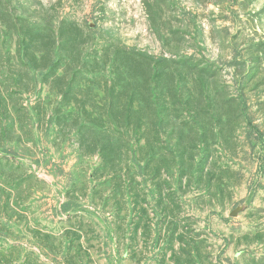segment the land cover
<instances>
[{
	"label": "rangeland",
	"instance_id": "1",
	"mask_svg": "<svg viewBox=\"0 0 264 264\" xmlns=\"http://www.w3.org/2000/svg\"><path fill=\"white\" fill-rule=\"evenodd\" d=\"M0 264H264V0H0Z\"/></svg>",
	"mask_w": 264,
	"mask_h": 264
}]
</instances>
